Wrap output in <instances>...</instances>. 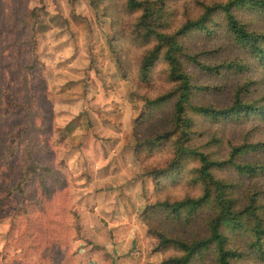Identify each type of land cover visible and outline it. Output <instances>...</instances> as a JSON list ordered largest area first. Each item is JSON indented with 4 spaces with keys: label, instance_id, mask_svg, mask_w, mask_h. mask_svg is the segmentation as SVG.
I'll list each match as a JSON object with an SVG mask.
<instances>
[{
    "label": "rangeland",
    "instance_id": "1",
    "mask_svg": "<svg viewBox=\"0 0 264 264\" xmlns=\"http://www.w3.org/2000/svg\"><path fill=\"white\" fill-rule=\"evenodd\" d=\"M228 1L167 2L171 20L184 25L199 20L206 7ZM17 7L16 0H0V11L8 13L9 43L15 37L26 39L18 37L13 27L11 17ZM109 8L105 0L29 2L30 11H40L34 23V71L44 88L20 81L14 88L33 99L44 97L48 108L35 100L30 116L24 110L12 120L15 131L23 135L30 132L33 144L26 148L32 149L31 154L25 150L15 157L16 143L4 158L5 162H15L20 182L14 190L0 192V264H124L130 260L135 264H162L177 252L158 250V240L145 225L144 212L151 227L170 239L191 240L205 235L203 224L210 217L208 210L185 227L156 207L165 199L174 202L194 197L199 187L187 184L188 176L178 172L170 183L168 178H155L171 166L173 145L184 135L183 126H173L172 104L143 107L145 95L154 98L172 92L167 90L171 84L166 66H160L161 73L156 71V80L148 83L124 80L114 53L115 47L120 49L121 33L113 25ZM20 13L18 10L17 15ZM237 18L247 31L264 33V19L256 12L239 9ZM206 25L218 32L211 36L194 30L185 41L182 39L183 52L212 69L208 73L190 61L186 65V72L194 79V105L224 111L239 95L244 104L263 109L264 70L255 62H246L234 48L224 32L221 14L210 17ZM120 28L128 25L123 22ZM226 63L233 64L232 68L228 69ZM5 66H17L15 59L0 63V69ZM216 69L220 74L214 72ZM29 117L37 120L32 131L25 127ZM192 117L194 126L188 135L195 136L191 143L211 152L218 141L223 148L213 151L220 162L228 161L230 147L264 143L263 120L221 123L219 128ZM167 132L174 134L168 141L146 144L147 138L165 137ZM254 160L264 165V154H255ZM188 165L194 166L192 162ZM218 176L233 185L238 179L234 171H226L223 176L218 172ZM258 182L259 192L254 190L255 182H248L250 193L244 188L241 199L247 207L255 194L264 217V180ZM164 183L165 188L161 186ZM53 236H57L55 240ZM230 237L239 251L251 254L241 264H264L261 254L253 250L251 237Z\"/></svg>",
    "mask_w": 264,
    "mask_h": 264
},
{
    "label": "trees",
    "instance_id": "2",
    "mask_svg": "<svg viewBox=\"0 0 264 264\" xmlns=\"http://www.w3.org/2000/svg\"><path fill=\"white\" fill-rule=\"evenodd\" d=\"M105 1L108 2L113 14V18L111 15L113 25L121 33L120 36L118 35L120 49L115 47L114 53L122 69L124 80L148 83L151 79L156 80L158 76L154 77L156 71L161 73L160 66L167 67L166 78L171 84L167 90L172 92L154 98L145 95L143 107L152 109L168 103L172 104L173 126L180 127L182 124L184 135L173 145L175 153L171 166L157 173L155 178L159 179V176H162L168 178L170 183L178 172L188 176L187 184L194 188L196 185L199 187V194L194 197H186L174 202L165 199L159 201L156 207L166 213L165 215L172 221L181 223L185 227H189L192 220L204 210L210 212L208 221L203 224L205 235L193 236L191 240L168 238L163 231L151 227L149 216L144 212L145 225L158 240V250L165 252L173 249L177 252L176 256L165 258L162 264H241L251 254L241 252L236 245H232L233 238L230 236L233 235L251 237L255 243L253 250L261 254L264 262V217L257 205V197L254 194L247 207L243 205L241 199L244 188L246 193H250L246 187L248 182H255L254 190L259 192L258 186L261 183L258 181L264 180V165L259 166L254 160L255 154H264V143L230 147L228 161L220 162L219 156L213 151L214 148H218L219 151L223 148L218 141L211 146V152L202 151L191 143L194 133L190 137L188 135L194 126L192 116L220 128L221 123L240 124L252 119L264 121V108L244 104L239 95L235 97L233 105L224 111L195 106L194 79L186 72L185 67L190 61L202 72L211 73L212 69L186 55L183 52L182 41V39L185 41L187 35L189 36L194 30L203 35L213 36L218 31L208 29L207 21L210 17L221 14L224 20V32L229 36L234 48L239 49L246 62H255L264 70V33L259 35L247 31L237 18V11L246 8L264 19V0H229L219 6L206 7L199 20L188 21L184 25L171 20L168 0ZM16 2L18 7L14 9L11 17L13 27L17 31V36L25 37V40L20 41L15 37L14 42L9 43L6 39L10 33L6 22L8 13L5 9L0 11V63L15 59L17 65L0 69V192L14 190L16 182H20L17 168L14 166L15 162L12 159L11 162L4 161L10 149L19 143L15 157L25 150H28L29 154L32 153L31 148L26 149L33 144L32 139L30 140L32 135L30 132L23 135L22 132L15 131L12 120L24 110L30 116L35 100L48 108V102L44 97L36 96L33 99L29 93H22L14 88L19 85L17 84L19 81L20 84L31 83L34 88L41 87L42 90L44 88V85L40 86L42 81L40 76L34 71L37 66V61H34L36 42L34 23L40 18V11L39 9L30 11V0H16ZM18 10L22 12L19 15H17ZM123 22L128 28H120ZM10 31L12 32L11 28ZM225 65L228 69L233 66L228 63ZM241 68L243 67H238ZM218 71L216 69L214 72ZM36 124L37 120L29 117L25 127L32 131ZM173 136V133L167 132L165 137L154 135L145 142L155 145L162 140L168 141ZM189 162L194 166L189 168ZM226 171L237 173L235 177L238 179L234 185L227 183L225 179H219L218 172L223 176ZM161 186L165 188L166 183ZM242 207L245 208L241 209ZM2 216L0 207V218ZM56 237L53 236V239L55 240Z\"/></svg>",
    "mask_w": 264,
    "mask_h": 264
},
{
    "label": "crops",
    "instance_id": "3",
    "mask_svg": "<svg viewBox=\"0 0 264 264\" xmlns=\"http://www.w3.org/2000/svg\"><path fill=\"white\" fill-rule=\"evenodd\" d=\"M120 264H123V263H120ZM124 264H135V263H133V262L130 260V262H127V263L124 262Z\"/></svg>",
    "mask_w": 264,
    "mask_h": 264
}]
</instances>
